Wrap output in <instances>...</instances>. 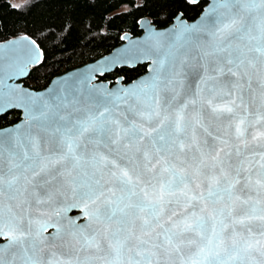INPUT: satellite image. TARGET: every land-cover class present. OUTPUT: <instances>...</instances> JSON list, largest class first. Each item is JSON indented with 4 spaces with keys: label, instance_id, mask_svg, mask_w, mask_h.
Wrapping results in <instances>:
<instances>
[{
    "label": "snow or ice",
    "instance_id": "1",
    "mask_svg": "<svg viewBox=\"0 0 264 264\" xmlns=\"http://www.w3.org/2000/svg\"><path fill=\"white\" fill-rule=\"evenodd\" d=\"M182 17L150 30L152 75L136 87L100 93L65 83L46 95L19 93L27 119L0 131V197L6 186L57 205L50 216H13L6 231L0 204V236L25 264H264V131L249 132L264 128V112H249L243 96L255 75L264 108V0H213L196 23ZM217 89L226 103H214ZM205 104L231 117L232 139L209 131ZM245 190L260 198H243ZM241 204L249 210L236 217ZM73 208L83 225L66 217ZM49 226L57 231L45 236ZM65 236L79 245L76 257L45 260L49 242ZM81 250L94 255L81 260Z\"/></svg>",
    "mask_w": 264,
    "mask_h": 264
},
{
    "label": "water",
    "instance_id": "2",
    "mask_svg": "<svg viewBox=\"0 0 264 264\" xmlns=\"http://www.w3.org/2000/svg\"><path fill=\"white\" fill-rule=\"evenodd\" d=\"M212 3L213 0H206V3L203 5L201 11L194 19L189 20L184 16L182 19L188 24L196 23L202 18V16L205 14V10L209 9ZM179 13H177L173 17L172 21L164 27H157L151 22L149 17H140L137 21L138 28L141 30L140 34L133 36L129 32L122 33L121 42L113 47L109 52L99 56L93 61L86 62L80 66H76L53 76L49 83L41 89L30 88L23 83V79L28 76L30 70L34 66L40 64L43 59H40L38 62L33 60V58L38 57L41 53L43 54L38 43L28 34H18L5 40H1L0 115L10 110H17L20 113V117L12 124L1 126L0 131L7 132L16 129L18 126L21 128L24 127L23 122L27 119V112L25 108L19 106V101L17 98L21 91L31 93L32 95H46L48 91L57 89L58 87L63 86L65 83H67L70 87L79 83V85L83 88L93 89L103 93L105 91H117L121 88L136 87V85L142 81L148 80L152 75L149 70L150 66H152V60L145 58V51L151 43L150 30L152 32H157L165 29H171L174 24L178 25L180 21L177 20L176 17ZM33 41L35 42L34 44L32 43ZM25 61L29 62L24 63ZM138 64H145L146 70L131 81L123 82L122 76H117L113 81L100 79V77L112 72L115 70V68L135 67ZM21 67L23 68V72L19 71V68ZM211 83L212 82H210V85ZM261 91L262 89L260 88L259 81L254 75L251 89L245 85V89L243 91L244 104L247 105V110L249 112H264V108L261 107ZM205 95L207 98H211L213 93L207 91L206 89ZM228 99L229 98L227 96L223 95V92L217 89L214 103L223 104L226 103ZM237 111L240 112L241 115L244 114L242 108L237 109ZM193 112L194 109L190 107L188 110L189 118H191ZM202 116L203 123L214 135L225 136L227 134V137L232 139V130L227 127L229 121L231 120V117L228 114H213L207 104H205L202 109ZM259 131H264V128H261L259 125H257L255 128L249 129V132L253 133ZM197 133L201 137L205 136V133L200 128H197ZM249 139H251V136H249ZM254 145L255 142L251 147H254ZM255 150L260 151L261 149L255 148ZM6 170L7 165H5V171ZM240 194L245 199H247L249 195L256 199L260 198L257 196L255 191L249 192L248 190H245V192ZM40 195L43 197L44 192H41ZM56 199L61 200L62 198L57 196ZM22 201L26 202L22 203ZM0 204H2L3 220L6 226V231L7 224L10 220H12L13 216L19 217L24 216L26 213H30L33 217H37L41 212L47 213V215L50 216L53 207H57V205L48 203L37 204L35 197L30 196L28 193L20 195L13 190H9L6 186L4 188L2 197H0ZM249 207V205H239L236 208L234 215L236 217L243 216L245 212L249 210ZM9 209H11V212ZM73 210H77L78 212L76 214H71V211ZM66 217L76 219V223L79 225H83L85 223V218L81 210L77 208H73L68 211L66 213ZM79 219H81V221H78ZM62 223L67 225V219L63 220ZM52 224L55 225V220L52 221ZM251 226L254 232L259 231L258 221L251 222ZM236 229L237 231H244L245 235L247 234L243 226L239 224L236 225ZM56 231L57 229L55 226H49L44 235L49 236L50 234H54ZM0 239H3V241L0 242V248H5V250L0 253V257L4 259L5 264H8L10 261H14V264H25L23 252L20 247L17 245L13 246L11 249H7L5 247L7 245L6 238L0 236ZM70 239V236H65L63 239L50 241L48 248L45 249L43 253L44 259L47 260L51 258L56 261L75 258L77 255L76 248H78L79 245H76L75 248L70 246L67 243V241ZM52 253H55V255L53 256ZM93 255L94 254L91 251H79V257L81 260H84L86 257H93ZM254 256L257 260L260 259L258 253H254ZM91 264H100V262L93 258Z\"/></svg>",
    "mask_w": 264,
    "mask_h": 264
},
{
    "label": "trees",
    "instance_id": "3",
    "mask_svg": "<svg viewBox=\"0 0 264 264\" xmlns=\"http://www.w3.org/2000/svg\"><path fill=\"white\" fill-rule=\"evenodd\" d=\"M202 6L203 2L192 5L186 0H26L14 6L10 0H0V41L28 34L38 43L43 59L23 83L41 89L53 76L109 52L121 42L122 33L138 35L140 17L164 27L179 12L194 19ZM145 70V64L115 68L100 79L122 76L128 82ZM19 117L17 110L0 115V127Z\"/></svg>",
    "mask_w": 264,
    "mask_h": 264
},
{
    "label": "rangeland",
    "instance_id": "4",
    "mask_svg": "<svg viewBox=\"0 0 264 264\" xmlns=\"http://www.w3.org/2000/svg\"><path fill=\"white\" fill-rule=\"evenodd\" d=\"M12 5L14 6H20L21 4H23L26 0H10ZM125 8V7H123Z\"/></svg>",
    "mask_w": 264,
    "mask_h": 264
},
{
    "label": "flooded vegetation",
    "instance_id": "5",
    "mask_svg": "<svg viewBox=\"0 0 264 264\" xmlns=\"http://www.w3.org/2000/svg\"><path fill=\"white\" fill-rule=\"evenodd\" d=\"M199 2H203V5L206 3V0H201ZM203 7V6H202ZM140 34V33H139ZM109 80V79H108ZM111 80V79H110ZM78 211L77 210H73L71 211V214H76ZM78 221H81V219H79ZM50 231V230H49ZM3 239H0V242H2Z\"/></svg>",
    "mask_w": 264,
    "mask_h": 264
}]
</instances>
